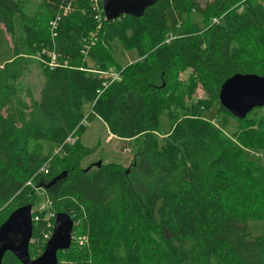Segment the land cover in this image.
Segmentation results:
<instances>
[{
  "label": "trees",
  "instance_id": "obj_1",
  "mask_svg": "<svg viewBox=\"0 0 264 264\" xmlns=\"http://www.w3.org/2000/svg\"><path fill=\"white\" fill-rule=\"evenodd\" d=\"M210 3L202 10L200 0H157L139 18L101 19L96 27L91 0H0V29L11 55L0 66V212L9 208L0 224L12 210L31 205L24 199L29 178H49L60 181L51 200L54 214H67L72 234L84 233L87 240L85 246L71 242L58 251V264L60 254L71 264H264V166L221 137L201 118L205 102L191 98L197 85L217 98L219 86L234 74L264 75V57L236 43L244 27L255 24L246 16L262 21L263 15L250 5L246 15L235 12L238 0L222 8V0ZM168 9L205 17L220 11L217 23L172 40ZM115 40L135 53L134 62H116ZM31 65L40 77L36 98L23 82ZM189 68V82H182L178 76ZM111 70L119 79L104 87L109 79L102 75ZM89 107L109 134L128 146L168 114L172 124L164 146L148 142L146 155L134 164L141 180L119 164L95 165L92 172L81 168V153L65 140L82 132ZM262 109L238 122L264 130V124L248 120ZM178 112L182 116L175 118ZM177 172L174 185L157 183ZM149 179L153 182L143 181ZM45 210L32 220L30 258L41 253L45 225L53 221L44 217ZM134 226L142 231L132 234ZM104 232L106 238H96ZM1 264L20 263L5 253Z\"/></svg>",
  "mask_w": 264,
  "mask_h": 264
},
{
  "label": "rangeland",
  "instance_id": "obj_2",
  "mask_svg": "<svg viewBox=\"0 0 264 264\" xmlns=\"http://www.w3.org/2000/svg\"><path fill=\"white\" fill-rule=\"evenodd\" d=\"M26 4H36L39 0H21ZM212 0H200V9L204 10L210 9L208 4H211ZM221 8L228 5L229 0H222ZM252 6L255 10L259 8L263 15V20H256V14H250L246 16L250 21H253L255 24L248 26L246 25L244 29L240 32L236 43L240 45L243 49L254 52L260 57H264V0H238L236 6H234V11L239 12L240 14L246 15L249 12L248 7ZM205 9V10H206ZM219 9L214 11L213 15L199 16L197 14H188V15H179L177 12H174L172 9H168L165 12L166 25L169 30L167 38L172 40H179L185 34H191L202 30L205 26L210 24L217 23L219 15ZM218 12V13H217ZM208 11L207 14H209ZM216 13V14H215ZM93 35H90L92 38ZM167 39V40H169ZM166 41V40H165ZM87 41L86 48L89 45ZM121 41H114L111 44V50L114 59L120 66L126 65L129 62L132 63L136 60L135 53L125 52L123 47L120 46ZM10 50L8 39L2 29H0V66L10 60ZM128 65V64H127ZM191 69H186L184 72L179 74L178 78L182 82L188 83L189 76L192 74ZM26 86L32 91V94L36 98L38 96V89L40 86V77L38 71L31 65L29 66V72L26 74L24 81ZM195 87V86H194ZM192 101L201 100L205 102V108L201 109L200 115L201 118L208 121L210 125L216 130L219 135L227 140V142L237 149L244 157L252 162L264 166V149H259L258 140L260 131L262 129H257L256 126L248 125V121L238 122L230 114L223 111L219 106L217 98L208 97L205 92L197 85L194 88V93L192 95ZM171 112V111H170ZM173 114V112H171ZM177 116L175 118H180L182 113H175ZM254 120L264 124V109L257 112L255 115H249L248 120ZM171 121L168 118L167 113H162L157 117V123L153 131L150 134L142 135L130 142V146L124 141H120L109 135V131L106 126L96 117L93 116L91 108L89 107L84 116L82 132L76 133V136L73 135L74 142L71 143L74 146L76 152L81 153L80 156V166L84 170L89 169L90 172L95 170V165H108V164H119L123 167L124 170L129 172L132 179L141 180V177L136 173L134 165L141 158L146 155V144H152L153 147L161 148L166 143L168 135L171 132ZM80 130V129H79ZM78 130V131H79ZM80 130V131H81ZM45 146V145H44ZM125 148V149H124ZM44 156L47 155V149L44 150ZM53 154H56L55 150ZM142 160V159H141ZM57 163L54 161L50 166V171H56ZM55 169V170H54ZM46 175V174H45ZM179 178V172L172 174L167 179L157 181L158 184L163 186L174 185ZM52 179L36 180L34 181L33 177L29 178L24 186L29 189V193L24 199H30L32 210L34 214L42 208L46 209L44 217L48 215H54V207L52 197L55 195V192L58 190L60 181L52 183L49 185ZM145 182H153V180H143ZM34 194V195H33ZM52 202V203H51ZM9 211V208H6L5 211L0 212V220L4 218L5 214ZM35 216L38 219V213ZM76 225H81L82 228L85 225L80 222L77 218L75 219ZM129 231L134 234L140 233L142 230L138 226L129 229ZM127 232V230H126ZM108 233H98L96 238H106ZM79 235H76L78 237ZM75 237V238H76ZM80 237L84 240V246L87 242L85 234L81 233ZM76 242V241H75ZM74 242V243H75ZM74 246H80L79 244H74ZM76 248V251L83 250V248ZM82 247V246H81ZM59 264H71V259L67 255L60 254Z\"/></svg>",
  "mask_w": 264,
  "mask_h": 264
},
{
  "label": "water",
  "instance_id": "obj_3",
  "mask_svg": "<svg viewBox=\"0 0 264 264\" xmlns=\"http://www.w3.org/2000/svg\"><path fill=\"white\" fill-rule=\"evenodd\" d=\"M156 1L100 0L106 21H113L120 16L139 18ZM217 100L221 108L233 118L243 119L252 109L264 106V75H232L219 86ZM61 176H56L55 179L58 180ZM31 213L30 204L18 207L0 224V264L5 253L12 254L20 264H58L57 252L69 249L74 224L67 214L56 213L52 218L51 234L41 253L30 258L28 244L32 232Z\"/></svg>",
  "mask_w": 264,
  "mask_h": 264
},
{
  "label": "built area",
  "instance_id": "obj_4",
  "mask_svg": "<svg viewBox=\"0 0 264 264\" xmlns=\"http://www.w3.org/2000/svg\"><path fill=\"white\" fill-rule=\"evenodd\" d=\"M91 3H92V9L95 11V16H94V20L97 22V26L96 27H98L99 26V23H100V21H101V19H103L104 20V17H103V14H102V10H101V7L99 8L98 7V0H91ZM86 49V48H85ZM50 66H51V64H49ZM102 76H104V77H108V79H109V81L107 82V84H103V86L104 87H106V85H108L109 83H111L112 81H116V80H118L119 79V72H116V71H113V70H111V71H109L108 73H106V74H104V75H102ZM82 124H83V121H82ZM74 142V138H73V134L72 135H69L67 138H66V140H65V143H67V144H71V143H73ZM39 172H41V173H44V174H46V169H44V168H40L39 169ZM42 210V209H41ZM41 210H39V212L41 211ZM31 212L33 213L34 212V210H32V207H31ZM38 212V211H37ZM31 213V214H32ZM48 217H52L53 218V215L51 214V215H48ZM31 219L33 220V221H36L37 220V218L36 217H31ZM45 227L47 228V230L42 234V237H41V241H42V245L44 246V244H45V242L48 240V238H49V236H50V234H51V228H52V224L50 225L49 223H47L46 225H45ZM76 235L75 234H71V242L73 243V244H76V242H77V244H79L80 246L79 247H81V246H83L84 245V240L81 238V237H76ZM34 241V240H33ZM76 241V242H75ZM30 242H32V239L30 240ZM75 242V243H74Z\"/></svg>",
  "mask_w": 264,
  "mask_h": 264
},
{
  "label": "crops",
  "instance_id": "obj_5",
  "mask_svg": "<svg viewBox=\"0 0 264 264\" xmlns=\"http://www.w3.org/2000/svg\"><path fill=\"white\" fill-rule=\"evenodd\" d=\"M127 64H129V62H128V63H126V65H127ZM97 119H98V118H97ZM109 135H110L111 137H113L111 134H109Z\"/></svg>",
  "mask_w": 264,
  "mask_h": 264
},
{
  "label": "flooded vegetation",
  "instance_id": "obj_6",
  "mask_svg": "<svg viewBox=\"0 0 264 264\" xmlns=\"http://www.w3.org/2000/svg\"><path fill=\"white\" fill-rule=\"evenodd\" d=\"M71 234H72V232H71Z\"/></svg>",
  "mask_w": 264,
  "mask_h": 264
}]
</instances>
